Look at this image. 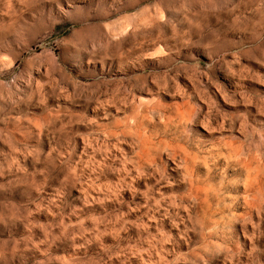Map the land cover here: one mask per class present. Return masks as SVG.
Listing matches in <instances>:
<instances>
[{
  "label": "rangeland",
  "instance_id": "374dc122",
  "mask_svg": "<svg viewBox=\"0 0 264 264\" xmlns=\"http://www.w3.org/2000/svg\"><path fill=\"white\" fill-rule=\"evenodd\" d=\"M0 264H264V0H0Z\"/></svg>",
  "mask_w": 264,
  "mask_h": 264
}]
</instances>
